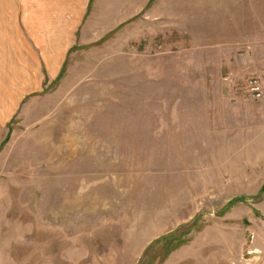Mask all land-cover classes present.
<instances>
[{
    "label": "rangeland",
    "instance_id": "1",
    "mask_svg": "<svg viewBox=\"0 0 264 264\" xmlns=\"http://www.w3.org/2000/svg\"><path fill=\"white\" fill-rule=\"evenodd\" d=\"M0 264H264V0H0Z\"/></svg>",
    "mask_w": 264,
    "mask_h": 264
},
{
    "label": "built area",
    "instance_id": "2",
    "mask_svg": "<svg viewBox=\"0 0 264 264\" xmlns=\"http://www.w3.org/2000/svg\"><path fill=\"white\" fill-rule=\"evenodd\" d=\"M251 90H252L253 92H255V95H256V96H259V95H260L259 87H258L257 85H253V86L251 87Z\"/></svg>",
    "mask_w": 264,
    "mask_h": 264
}]
</instances>
